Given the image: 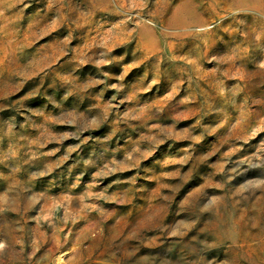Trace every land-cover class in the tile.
Instances as JSON below:
<instances>
[{
    "label": "rangeland",
    "instance_id": "374dc122",
    "mask_svg": "<svg viewBox=\"0 0 264 264\" xmlns=\"http://www.w3.org/2000/svg\"><path fill=\"white\" fill-rule=\"evenodd\" d=\"M0 264H264V0H0Z\"/></svg>",
    "mask_w": 264,
    "mask_h": 264
}]
</instances>
